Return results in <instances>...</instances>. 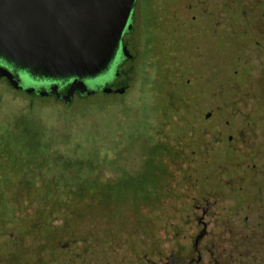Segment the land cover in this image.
I'll return each mask as SVG.
<instances>
[{"label":"rangeland","instance_id":"obj_1","mask_svg":"<svg viewBox=\"0 0 264 264\" xmlns=\"http://www.w3.org/2000/svg\"><path fill=\"white\" fill-rule=\"evenodd\" d=\"M213 2V15L227 16L220 25L204 18L212 7L202 1L137 0L136 29L126 37L132 80L124 94L97 93L67 106L30 98L0 79V162L13 158L1 149L14 144L11 134L23 128L25 116L42 136L44 156L62 159L80 184L77 191L64 182L54 189L51 176L42 178L53 196L41 199L35 171L22 177L0 164V194L7 196L5 202L0 195V264H46L50 256L49 264H64L80 252L73 259L79 263L94 251L112 258L139 249L148 261L177 229L190 232L183 220L205 174L225 170L218 164L244 169L241 155L249 151L228 137L254 105L264 122V97L240 102L234 87L247 81L240 55L252 40L248 26L228 22L241 2ZM92 170L110 185H96ZM88 208L98 215L88 218Z\"/></svg>","mask_w":264,"mask_h":264},{"label":"water","instance_id":"obj_2","mask_svg":"<svg viewBox=\"0 0 264 264\" xmlns=\"http://www.w3.org/2000/svg\"><path fill=\"white\" fill-rule=\"evenodd\" d=\"M137 0H0V79L30 98L123 94ZM125 75L123 79L120 76Z\"/></svg>","mask_w":264,"mask_h":264},{"label":"flooded vegetation","instance_id":"obj_3","mask_svg":"<svg viewBox=\"0 0 264 264\" xmlns=\"http://www.w3.org/2000/svg\"><path fill=\"white\" fill-rule=\"evenodd\" d=\"M198 1L212 7L204 17L207 21L215 19L216 24L220 25L227 18L225 14L213 15V7L216 6L213 0L212 4L210 0ZM239 1L241 11L229 12L228 22L232 18V21H238L236 26L239 28L240 24L248 26L247 28L244 26V32H249L252 40L250 38L249 43V40L245 42L247 45L244 48L246 53H243L245 56L240 55L247 81L241 86L238 83L234 87H237L240 102L242 97L254 99L255 102L259 97H264V9H262L264 0ZM245 2L248 3L247 6ZM135 29L134 24L133 32ZM126 37L127 35L125 40L129 48ZM129 60H134V55ZM129 60L124 62L125 68H128L126 63ZM124 77L125 75L120 76V79ZM249 78L253 80L258 78L262 83L256 84ZM131 80L130 76V82ZM76 97L77 95L75 100ZM253 108V116L249 113V120L237 127V134L228 137V141L233 142L231 145L246 147L249 151L248 154L241 155L247 158L242 160L245 163L244 169H238L241 167L238 163L235 166L229 162L230 164H218L219 169L222 166L225 168L219 170L218 174L215 173L214 176L205 174L206 180L198 192L200 195L192 196L186 218L183 220V223L190 227L189 233L184 234L182 229H177L171 235V243L165 249L158 244L155 245V250L152 251L155 258L148 261L145 257L146 251L139 249L133 251V256L123 254L118 257L113 255L112 258L99 256L94 251L93 256H82V260L77 263L73 259L81 257V253L78 252L71 257L70 262L65 260L64 264H264V122L261 110H257L256 105ZM203 149L208 151L210 147ZM238 150L241 151L239 148ZM204 159L207 160V157ZM230 172H234L235 175H228ZM95 245L97 244L93 243L90 246ZM50 257L45 261L46 264L50 263Z\"/></svg>","mask_w":264,"mask_h":264},{"label":"trees","instance_id":"obj_4","mask_svg":"<svg viewBox=\"0 0 264 264\" xmlns=\"http://www.w3.org/2000/svg\"><path fill=\"white\" fill-rule=\"evenodd\" d=\"M126 75H129L133 72V67L130 65L128 68H125ZM6 85L7 82L4 78H1ZM9 86V85H8ZM17 91V90H16ZM28 96V95H27ZM48 98V97H47ZM35 99V98H34ZM53 99V98H50ZM89 98H85L83 96L77 95L76 100H87ZM55 100V99H53ZM56 101V100H55ZM60 102V101H58ZM23 123V128L16 130L11 135L13 138H15L14 144L10 145L7 149L2 148L1 153L3 156H6V154H12L14 155L11 160L6 159L5 157L2 158L0 164L3 166L13 170L15 173L18 174V176H28L33 171L38 174L39 179L37 182H40L41 186L43 187V192L39 194H35L37 198L46 199L53 196L50 192H45V188L42 183V178H48L51 176L52 186H55L54 189L60 185L61 182L66 183L67 185H71L73 190L79 189V183H78V176L76 174H66V169H64L61 165L62 159H56L55 157L49 159L46 156H44L42 147L44 145V141L42 140V136L39 132L32 128V126L28 123L29 118L28 117H21L20 118ZM44 148V147H43ZM16 154V155H15ZM64 161H67L64 159ZM92 177L93 182L96 185H99L101 187H106L110 185V182L107 180H100V177H97L94 175V172L92 170ZM24 180L22 179L21 182ZM28 181V180H27ZM36 182V183H37ZM25 183V182H23ZM28 183H30L28 181ZM27 182L25 183V187H32ZM104 184H106L104 186ZM2 196V200L7 202V196L4 192L0 194ZM69 196V195H68ZM91 210L90 208H88ZM90 216L88 218H94L95 212L93 213V210L90 211Z\"/></svg>","mask_w":264,"mask_h":264}]
</instances>
